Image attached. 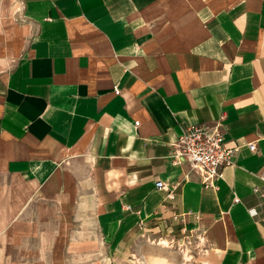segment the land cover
I'll return each mask as SVG.
<instances>
[{"label":"crops","instance_id":"crops-1","mask_svg":"<svg viewBox=\"0 0 264 264\" xmlns=\"http://www.w3.org/2000/svg\"><path fill=\"white\" fill-rule=\"evenodd\" d=\"M212 123L204 187L170 152ZM263 174L264 0H0V264L85 221L92 264H264Z\"/></svg>","mask_w":264,"mask_h":264},{"label":"built area","instance_id":"built-area-1","mask_svg":"<svg viewBox=\"0 0 264 264\" xmlns=\"http://www.w3.org/2000/svg\"><path fill=\"white\" fill-rule=\"evenodd\" d=\"M248 149L253 151L254 147L248 145ZM236 151V145L224 141L219 123L192 124L180 129L171 145L170 157L173 165L186 163L188 171L198 175L204 187H212V182L222 177L221 169L231 164ZM261 180L264 182V174ZM154 186L163 187L160 182Z\"/></svg>","mask_w":264,"mask_h":264},{"label":"rangeland","instance_id":"rangeland-1","mask_svg":"<svg viewBox=\"0 0 264 264\" xmlns=\"http://www.w3.org/2000/svg\"><path fill=\"white\" fill-rule=\"evenodd\" d=\"M75 223V228L77 226L82 227L83 225L81 221ZM83 228H88V232H86V234L82 233L79 235H75V237L78 236L80 237V239H84L85 244H83L82 242L81 244H76L79 245V249H75V247L72 246V242H69V240L72 238V235L65 234L63 249L51 248L47 251L33 249V255L31 260L32 264H92L94 261L93 258H95V254L93 250H89L86 247L88 245L86 243L89 238V232L91 231L90 222L85 221ZM33 245L36 246L37 244L34 243Z\"/></svg>","mask_w":264,"mask_h":264}]
</instances>
